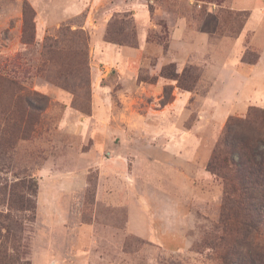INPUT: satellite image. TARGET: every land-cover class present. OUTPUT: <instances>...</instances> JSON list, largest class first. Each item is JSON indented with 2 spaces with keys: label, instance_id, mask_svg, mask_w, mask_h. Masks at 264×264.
Listing matches in <instances>:
<instances>
[{
  "label": "rangeland",
  "instance_id": "374dc122",
  "mask_svg": "<svg viewBox=\"0 0 264 264\" xmlns=\"http://www.w3.org/2000/svg\"><path fill=\"white\" fill-rule=\"evenodd\" d=\"M125 1L0 0V75L14 83L0 87V128L7 126L8 113L33 121H15L22 130L28 127L25 137L12 136L0 148V213L10 215L0 217V223L10 227L8 253L15 259L18 255L30 264H221L223 253L209 242L217 233L223 185L206 165L229 119L244 120L249 109L264 108L250 104L241 113H229L220 68L225 47L203 53L188 39L172 51L181 63L177 69L167 62L168 23L157 15L146 45H140ZM200 2L221 6L223 0H194L191 7L179 0H151L149 5L153 10L159 3L187 16L196 31L206 12ZM62 5L82 10L57 22ZM37 17L46 28L41 40ZM217 17L212 45L221 37H237L245 22L243 14L223 7ZM256 57L246 51L241 61L251 64ZM174 89L191 94L177 107L179 142L195 129L210 145L203 171L211 178L205 182L197 171L195 178L186 173L190 189H178L171 199L164 196L171 188L166 171L149 156L158 157V145L169 141L157 133L154 112L174 102ZM11 93L14 103H9ZM10 133L17 131L7 129L5 140ZM206 153L201 149L188 166L177 159V166L201 171ZM121 165L129 171L130 199L119 188ZM101 173L107 181L98 194ZM108 188H116V194L107 195ZM11 192L16 198L31 193L33 214L9 210L1 198ZM139 198L151 212L154 237L127 231L125 201Z\"/></svg>",
  "mask_w": 264,
  "mask_h": 264
},
{
  "label": "crops",
  "instance_id": "0c3cea01",
  "mask_svg": "<svg viewBox=\"0 0 264 264\" xmlns=\"http://www.w3.org/2000/svg\"><path fill=\"white\" fill-rule=\"evenodd\" d=\"M171 2L174 0H170ZM184 2L187 7H191L194 0H179ZM151 0H127L125 6L127 11L133 16L137 28L139 44L146 45V38L148 34V28L151 23L153 16H159L165 22L168 23L170 31V42L168 51V61L174 62L176 68L179 69L178 60L176 57H172V51L177 46H182L184 41L188 39H194L195 43L201 45L203 53L214 51L215 48L225 47V57L221 62V69L225 72V86L226 101L229 102L228 110L230 114L241 113L245 111L246 107L250 104H255L264 108V0H223L221 6L214 3H201L206 5V12L203 19L200 22L199 28L196 31H192L189 27V19L181 13L171 11L159 3L153 4V10H151L149 3ZM153 2V1H152ZM57 22H62L67 17L79 13L82 7L75 5V9H66L65 6H58ZM220 7L227 8L234 12L246 13L247 17L242 26L241 32L235 38L221 37L217 40L215 45H212L211 40L217 33L219 26V19L217 17V11ZM18 24V21L17 23ZM48 26V24H46ZM45 25V26H46ZM36 37L37 40H41L46 34V28L43 23L37 17L36 26ZM186 43V42H185ZM187 44V43H186ZM100 49L104 48L107 52H113L112 47H104L99 44ZM246 51H251L256 54V60L254 63L248 64L242 60V56ZM229 86V87H228ZM232 86H239L238 90L234 92H227ZM173 94L175 95L174 102L159 111L154 112V117L158 118L157 130L158 134L165 135L169 141H164L158 145L159 154L152 157L149 156L152 161L160 163L168 175V181L170 190L165 197H175L177 190L189 188L186 185L188 173L190 176H196L195 172H198L199 178L208 182L210 175L203 171V165H205L210 149V145L203 142L195 135V129L185 133L182 137H178V129L176 128V117L177 107L179 103L183 105L190 98V93L178 94L177 90L174 89ZM160 96V95H154ZM160 98V97H159ZM174 119V120H173ZM173 120V122H172ZM174 123V124H173ZM202 149L207 153L205 158L201 155L202 163L201 171L195 167L192 170L189 168L179 169L177 166V159H180L185 166H188L189 161H195L196 156ZM157 152V153H158ZM173 160V164L172 161ZM157 163V164H158ZM120 187L121 195L130 199L129 195V171L124 169V165H121L120 170ZM106 178L104 176L99 177V183L97 185V193L103 191V184ZM194 183V179L192 178ZM115 189L108 188L110 190L107 195L112 196L115 193ZM146 204V203H145ZM127 207V231L132 232L140 237H150V230L153 229L152 219L149 218L148 214H151L150 210L147 209V205H143L141 198L131 203V200L125 201ZM145 206V207H144ZM154 237V233L151 234Z\"/></svg>",
  "mask_w": 264,
  "mask_h": 264
},
{
  "label": "trees",
  "instance_id": "16d2710c",
  "mask_svg": "<svg viewBox=\"0 0 264 264\" xmlns=\"http://www.w3.org/2000/svg\"><path fill=\"white\" fill-rule=\"evenodd\" d=\"M241 14L245 20L247 14ZM13 85L11 78L0 75V87L12 88ZM15 97L11 93L9 103H14ZM6 116L3 120L7 126L0 128V148L6 143L10 144L9 139L12 136L25 137L28 127L22 130V123L15 124V121L23 122L27 119L28 125L33 123L29 117L16 120L12 113ZM10 127L15 128L17 134L10 133L5 140V133ZM206 169L221 180L224 192L219 222L216 225L217 233L209 242L210 248L221 250V264H264V242L259 239L260 236L264 237L263 109L251 108L244 120L227 121ZM4 194L1 202L6 203L9 210L18 209L33 214L35 205L31 193L27 192L16 198V194L11 192L7 199ZM9 216V213H0L4 220L9 219ZM9 237V225L0 223V264H30L27 259H20L18 255L16 259L9 255Z\"/></svg>",
  "mask_w": 264,
  "mask_h": 264
}]
</instances>
